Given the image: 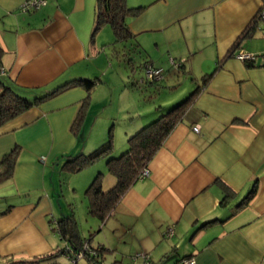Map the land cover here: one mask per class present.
Listing matches in <instances>:
<instances>
[{
  "label": "crops",
  "instance_id": "obj_1",
  "mask_svg": "<svg viewBox=\"0 0 264 264\" xmlns=\"http://www.w3.org/2000/svg\"><path fill=\"white\" fill-rule=\"evenodd\" d=\"M23 1L0 0L1 75L29 98L61 87L0 126V158L15 146L33 155L18 157L11 177L0 182L12 192L0 195V264H55L57 257L72 264L66 254L46 258L64 246L57 220L69 215L71 205L59 203L49 189L59 183L62 191L67 159L109 141L103 137L86 149L71 129L88 91L70 81H97L78 129H89L90 136L98 119L91 103L101 101L92 98L115 82L102 65L104 48L139 56L141 72L145 62L161 67L163 79L147 87L167 83L175 92L180 74L188 75V95L217 69L149 160V174L126 190L103 222L89 226L97 227L90 244L103 247L102 264H137L140 253L154 264H174L185 256L194 257V264H264V20L250 28L264 0H125L144 6L125 19L130 36L116 40L103 25L110 37L100 41L93 32L96 0H47L28 12L19 10ZM238 50L255 56L243 61L234 55ZM170 58L183 59V67H172ZM128 112L130 119L138 117L126 123L120 145H111L112 156L144 125L138 110ZM112 113L104 115L106 128ZM106 158L90 165L89 181L101 172L104 191L116 182ZM52 167L59 178L48 187L45 172ZM252 186L251 197L241 201ZM59 208L65 214H56ZM170 226L173 232L166 235ZM81 258L87 261L81 264H93Z\"/></svg>",
  "mask_w": 264,
  "mask_h": 264
},
{
  "label": "trees",
  "instance_id": "obj_2",
  "mask_svg": "<svg viewBox=\"0 0 264 264\" xmlns=\"http://www.w3.org/2000/svg\"><path fill=\"white\" fill-rule=\"evenodd\" d=\"M143 8L144 6H128L126 5L125 0H96L93 32L99 30L103 25H108L112 29L116 40L128 38L130 34L125 19L127 16L140 13ZM257 22L258 18L256 15L250 28L253 29ZM249 29L246 34L250 32L251 29ZM1 55L2 48L0 47V65ZM183 63L184 61H182L178 66L171 65L172 67L181 69L183 67ZM145 64L146 62L144 65ZM216 69L217 66L210 73L205 74L200 85L195 86L193 91L184 100L172 106L167 111L161 113L155 119L147 122L134 133L129 135L126 142L127 147L118 155H110L112 147L110 142L106 141L88 153H80L66 160L64 163V170L75 172L94 163L102 157H107L105 160L107 170L116 178L114 186L106 191H104L101 186V172H98L92 178L84 193L88 214L96 217L100 220V222H103L106 217H108L120 197L138 179L140 170L148 165L149 160L161 147L166 136L171 132L175 124L181 118L187 106L193 101L195 95L199 91V88L206 83ZM163 77L164 71L162 78L158 81H142L141 83L135 82L134 85L137 86L139 83L144 86L153 85L154 83L162 80ZM70 82L84 85L88 91V94L83 99L79 112L74 118L71 126L72 131L76 132L84 119L85 110L89 103L90 90L93 88L94 84L97 83V81L79 78L73 79ZM60 87L61 86H58L53 91H49L43 95L29 98L20 92V88L17 85L10 83L6 78H4L0 71V126L26 111L31 106H34L38 102L42 101V99L52 94ZM18 148L20 147L15 146L11 151L4 154L0 158V182L10 178L13 174L16 159L18 157ZM254 190L255 188L252 186L241 201L250 198ZM228 196L229 194H226L224 196V200ZM56 229L60 238L65 240V245L57 251L48 254L46 258L55 257V255L57 256L59 254H67V256L71 257L73 256L72 252L82 250L84 248V244L86 243L91 249H94V254H89L87 251H84V257L89 259L93 264H102L103 261L101 257L103 247L92 246L90 244V241L93 238V234L91 232H89L88 237L82 236L79 230L78 222L73 213L59 218L57 220ZM66 246H69L72 252L66 251ZM177 262L178 259L174 264ZM113 264L120 263L113 262ZM152 264H154L153 261Z\"/></svg>",
  "mask_w": 264,
  "mask_h": 264
},
{
  "label": "rangeland",
  "instance_id": "obj_3",
  "mask_svg": "<svg viewBox=\"0 0 264 264\" xmlns=\"http://www.w3.org/2000/svg\"><path fill=\"white\" fill-rule=\"evenodd\" d=\"M109 29L110 28L107 26H102L99 30L96 31V37L98 38V41L107 40L110 37ZM100 49L101 46L99 47V50ZM102 53L103 56L105 57L104 63L102 65H106V67L108 68V78L110 79V81H115V82L113 83L111 88L107 90V93L104 94V92L98 90L96 92L97 94L94 95V97L92 98L93 100L96 97L101 98V101H99V103L96 104L95 101L91 103L92 115L98 116L96 122L97 126L95 130L91 131L92 135L90 136V134H88L89 129L84 131V127H83L84 132L82 131L79 133L80 129L78 130L77 134L76 132L72 131L74 137H78L77 143H79V145H83V139H84V144L86 149L93 148L94 145L100 144L101 142L100 140L103 137L104 140L105 139L109 140L110 145L112 144L120 145V143L122 142L121 141L122 138L125 136L124 128L126 123L128 121L130 122L133 118L137 119L136 117H138L137 115H134L133 118L130 119L131 113L129 114L128 110L131 111L138 110L141 113V115L145 116V120L143 121V124H146L147 122L155 119L161 113L167 111L172 106L184 100V98L187 97L190 89V85H189L190 78L188 75L185 74H180L178 80L175 81L176 83L175 92H172L173 91L172 89L169 90L166 87L167 83L166 84L163 83L161 86L158 87H154V86L147 87L144 86L143 84H139L138 86L131 87L132 80L139 78V76L142 75L143 73L141 72L139 67L140 57L136 56L132 52L129 53V51H126L125 56H123L122 54L119 55L115 52L112 53L111 48H104V51L102 50ZM145 98H149L148 102L145 101ZM102 102H105V105L100 106ZM158 107L159 109L156 112L155 108L157 109ZM109 111H111V113L113 111L112 115L114 116V118H116V120L113 118L112 123L109 126L110 129L109 127L106 128L104 123L105 122L104 120H106L105 118L106 116L104 115ZM134 119L132 120V122H134ZM99 125L102 126L101 129L98 127ZM102 130L104 131L102 132ZM45 150L46 149H40V151H45ZM41 156L42 159H44L43 157L44 155H40V157ZM18 157L26 158V157H33V155L29 154V152H24V149L20 147L18 148ZM90 165L82 168L84 169V171L80 172L79 174L76 173L77 171L75 172L66 171V173H62V176L60 178L61 181H64V183L61 184L63 185L62 191H60L59 188L57 190V186H59L58 183L56 188L49 189V193L52 194V190H53L54 195L57 194V198H58L57 201H59V203H61L62 205L68 206L67 204L71 202V205L69 206L70 209H68L67 207V210H69L68 211L69 214L73 213L74 217L76 218L81 234L83 233L85 237H88L89 232H91L93 234L92 237L95 238L94 236L97 234V227L91 229L89 228V226L93 224L94 227L99 225V223L101 222L100 220L96 219V217H92L91 215L88 214L87 208L85 206L86 198L84 194L90 181V174H91L90 170L92 169ZM47 171L48 172H45L46 179L44 178L45 180L44 183L49 187L54 183H56L57 179L59 178L57 175L59 170L52 167L49 168ZM11 193H12L11 190L9 189L4 190L0 186V195L3 194L2 196H4L5 194L8 195ZM64 208L66 207H63L62 209ZM62 209L59 208L56 214L59 212L60 214H65L64 210L61 211ZM56 235L58 241L63 240L65 242V240L60 238L58 234ZM57 259H58L57 261L59 262H56L55 264H62L60 260L61 258L57 257ZM80 259L78 260L79 264L87 263L85 259L83 258Z\"/></svg>",
  "mask_w": 264,
  "mask_h": 264
},
{
  "label": "built area",
  "instance_id": "obj_4",
  "mask_svg": "<svg viewBox=\"0 0 264 264\" xmlns=\"http://www.w3.org/2000/svg\"><path fill=\"white\" fill-rule=\"evenodd\" d=\"M47 2V0H24L23 3L19 6V10L22 12H28V11H32L35 10L43 5H45ZM258 20H264V7H261L260 10L258 11V15H257ZM234 55L236 57H238L239 59L243 60V61H251L254 58V54L246 51V50H238L236 52H234ZM170 63L174 66H178L183 59H174V58H170L169 59ZM1 73L4 71L3 68H0ZM163 76V70L161 67H155L152 64L146 63L145 65H143V74L141 75V77L139 78V81H158L159 79H161ZM192 129L194 131H198V127L197 125H193ZM149 174V168L148 166L143 167L139 174H138V179H141L142 177H145ZM173 232L172 227H168L167 230L165 231L166 235H171ZM66 251H71V249L69 248V246H66ZM87 251L89 254H94V249H91L89 247L88 244H84V248L82 250H78L76 252H72L73 256L69 257L70 262L73 264L74 262H76L79 258L84 257L85 252ZM138 257L141 258V261L137 264H152V260L149 256L148 253H140L137 255ZM195 260L194 257H183L181 259L178 260V262L176 264H194Z\"/></svg>",
  "mask_w": 264,
  "mask_h": 264
}]
</instances>
